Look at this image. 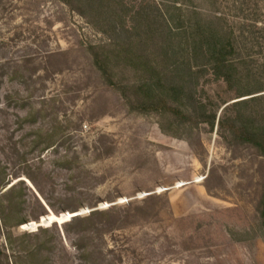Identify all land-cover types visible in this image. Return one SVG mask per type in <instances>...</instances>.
Here are the masks:
<instances>
[{"label":"rangeland","instance_id":"rangeland-1","mask_svg":"<svg viewBox=\"0 0 264 264\" xmlns=\"http://www.w3.org/2000/svg\"><path fill=\"white\" fill-rule=\"evenodd\" d=\"M174 1L236 48L234 85L200 74L208 117L145 100L117 57L159 56L137 43ZM85 2L0 0V264H264V154L232 122L264 112V0Z\"/></svg>","mask_w":264,"mask_h":264},{"label":"trees","instance_id":"trees-1","mask_svg":"<svg viewBox=\"0 0 264 264\" xmlns=\"http://www.w3.org/2000/svg\"><path fill=\"white\" fill-rule=\"evenodd\" d=\"M85 4L88 6L90 0H86ZM169 7L172 8L169 16L165 12L160 17L145 22L140 33L141 40L137 43V46L147 45L152 37L154 49L159 56L150 60L149 54L136 55V47L128 43L119 50L117 57L135 59L136 63L138 61L137 65H140L145 77L135 87H138V92L145 100H157L165 110L175 115H180L183 111L189 114H199L201 111L208 117L205 105L198 97L200 74L207 70L224 73L229 76L231 85H234L239 78L228 69L233 66L236 48L231 40H225L217 29L197 16L187 21L173 17L174 12L182 10L176 1ZM109 58L110 54L105 51L96 53V63L107 76ZM121 87L127 89L128 85ZM261 98L257 95L237 100L235 105L240 106V112L232 118V122L238 138L253 144L264 154V112L254 114L248 110L252 102ZM259 211L264 221V194Z\"/></svg>","mask_w":264,"mask_h":264},{"label":"water","instance_id":"water-1","mask_svg":"<svg viewBox=\"0 0 264 264\" xmlns=\"http://www.w3.org/2000/svg\"><path fill=\"white\" fill-rule=\"evenodd\" d=\"M80 212L81 211H72L71 214L65 215V217H68V220H63L62 223L67 222V221H70L72 218H74L76 216H79L81 214ZM61 215L62 214H60V216ZM52 222H58V223H60V221H59L58 218H56L55 221L50 220V218H45L44 220L41 219V221L38 222V226H36V227H42V226L47 225V224H50Z\"/></svg>","mask_w":264,"mask_h":264},{"label":"bare ground","instance_id":"bare-ground-1","mask_svg":"<svg viewBox=\"0 0 264 264\" xmlns=\"http://www.w3.org/2000/svg\"><path fill=\"white\" fill-rule=\"evenodd\" d=\"M81 213V212H80Z\"/></svg>","mask_w":264,"mask_h":264}]
</instances>
